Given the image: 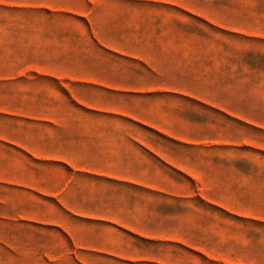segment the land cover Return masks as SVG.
Returning a JSON list of instances; mask_svg holds the SVG:
<instances>
[{"label":"crops","instance_id":"1","mask_svg":"<svg viewBox=\"0 0 264 264\" xmlns=\"http://www.w3.org/2000/svg\"><path fill=\"white\" fill-rule=\"evenodd\" d=\"M207 15L197 0H0V264H182L136 241L244 264L213 250L230 220L264 225L229 214L252 182L264 208V174L217 166L236 144L198 62Z\"/></svg>","mask_w":264,"mask_h":264},{"label":"rangeland","instance_id":"2","mask_svg":"<svg viewBox=\"0 0 264 264\" xmlns=\"http://www.w3.org/2000/svg\"><path fill=\"white\" fill-rule=\"evenodd\" d=\"M197 8L198 12L206 11L207 17L211 19L207 25L199 20L196 22L197 40L206 42L205 46L198 48L202 56L198 61L199 66L211 78V92L223 99L222 105L228 108L229 142L236 144L229 147L228 161L218 162L217 166L256 169L264 174V132L258 133L250 127H241L233 122L236 115L240 119H260L264 122V0H197ZM192 21L191 31L194 27ZM201 105L203 103L200 101L190 103L191 109L196 107L198 117L213 121L225 120V114L220 116L214 108ZM256 178L264 179V176ZM253 183L240 189L244 193L240 206L230 198V215L233 212L241 215L264 213L263 207L253 206L252 196L257 193L256 189L258 191V188L252 186ZM262 183L264 180L256 184ZM232 190L240 192L239 189ZM213 213L216 214L215 209ZM217 226L214 224L213 228ZM227 226L228 244L214 249V254H222L230 263L264 264V225L230 220ZM136 242L147 247L180 248L182 264H208L199 248L190 250L183 245H147L142 241ZM1 259L4 264H34L36 255L20 254Z\"/></svg>","mask_w":264,"mask_h":264}]
</instances>
